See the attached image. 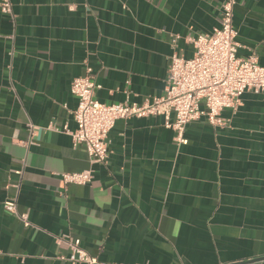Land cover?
Instances as JSON below:
<instances>
[{
    "label": "crops",
    "instance_id": "0c3cea01",
    "mask_svg": "<svg viewBox=\"0 0 264 264\" xmlns=\"http://www.w3.org/2000/svg\"><path fill=\"white\" fill-rule=\"evenodd\" d=\"M0 10V264H70L79 239L98 264H264V92L223 128L159 116L117 120L109 156L74 147L72 80L105 105L164 95L173 55L220 27L224 0H9ZM237 57L264 67V0H235ZM90 171L84 186L61 174ZM15 200L16 216L3 203ZM26 215L28 224L20 219ZM256 260V261H254Z\"/></svg>",
    "mask_w": 264,
    "mask_h": 264
},
{
    "label": "built area",
    "instance_id": "2783aa9c",
    "mask_svg": "<svg viewBox=\"0 0 264 264\" xmlns=\"http://www.w3.org/2000/svg\"><path fill=\"white\" fill-rule=\"evenodd\" d=\"M235 0H224L221 6L220 27L210 34L198 35L188 41L194 53L190 59L173 55L167 69L164 95L142 104L120 103L105 105L94 98L95 84L88 76L72 80L70 91L76 99L73 111L75 129L65 130L73 146L82 147L94 163L104 164L109 156L107 137L117 120L132 117L159 116L164 126L175 133V141L186 144V126L204 117L208 124L223 128L221 113L235 111L245 92H264V67L257 58L237 57V35L233 27ZM0 10L12 15L9 0H0ZM63 185L84 186L91 182L90 171L61 174ZM4 209L16 214L15 200H6ZM19 219L28 224L27 216ZM65 241V242H64ZM65 243L70 264H98L96 258L82 249L79 239H57Z\"/></svg>",
    "mask_w": 264,
    "mask_h": 264
},
{
    "label": "water",
    "instance_id": "95a60500",
    "mask_svg": "<svg viewBox=\"0 0 264 264\" xmlns=\"http://www.w3.org/2000/svg\"><path fill=\"white\" fill-rule=\"evenodd\" d=\"M262 259H264V258H262ZM254 261H256V260H254Z\"/></svg>",
    "mask_w": 264,
    "mask_h": 264
}]
</instances>
